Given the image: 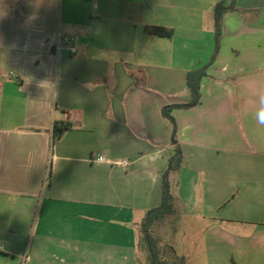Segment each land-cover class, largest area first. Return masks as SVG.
<instances>
[{
  "label": "crops",
  "instance_id": "crops-1",
  "mask_svg": "<svg viewBox=\"0 0 264 264\" xmlns=\"http://www.w3.org/2000/svg\"><path fill=\"white\" fill-rule=\"evenodd\" d=\"M230 3L0 0V75L18 79L0 77V264H140L139 225L175 149L174 210L205 223L204 264H264V0L224 13L212 60L214 9ZM57 33L75 54L55 51ZM199 67L200 102L172 110V144L161 111L190 101ZM55 124L69 128L56 138Z\"/></svg>",
  "mask_w": 264,
  "mask_h": 264
},
{
  "label": "trees",
  "instance_id": "trees-1",
  "mask_svg": "<svg viewBox=\"0 0 264 264\" xmlns=\"http://www.w3.org/2000/svg\"><path fill=\"white\" fill-rule=\"evenodd\" d=\"M234 7H235V1H232L227 6H224L223 4H218L214 9V14H213L214 40L216 47L212 60L215 58L219 48L222 17L226 11L233 10ZM144 31L147 34L155 35L159 37L171 38L172 36V31L164 27L146 26L144 27ZM205 74H206V67H199L188 71L185 77V84L190 93V97H191L190 101L187 104H175V105L167 106L163 108L161 111L162 117L165 120H167L172 126V138H171L172 144L176 143V139H175L176 129H175V121L170 115V113L174 109L190 108L199 104L201 97L200 84H201V80L205 77ZM68 128H69L68 124H55L54 136L56 138L60 137L63 134V132ZM180 161H181V152L178 149H175L173 155L168 160V167L162 175L160 204L156 208L151 209L139 225L138 235H139V231L140 233L142 232L143 234V241L147 251L148 264H183L182 263V261L184 260L183 257H176L173 254L174 259L178 258L177 259L178 263H176L174 259L173 261L169 262L167 258L162 257L160 255L161 254L160 250L156 248L152 239L148 235L149 229L155 222L161 221L166 215L174 212V208L172 206L173 197L170 192L168 176L170 172L174 171L179 167ZM170 251H172L171 248ZM163 253H166V251L164 250Z\"/></svg>",
  "mask_w": 264,
  "mask_h": 264
},
{
  "label": "rangeland",
  "instance_id": "rangeland-1",
  "mask_svg": "<svg viewBox=\"0 0 264 264\" xmlns=\"http://www.w3.org/2000/svg\"><path fill=\"white\" fill-rule=\"evenodd\" d=\"M232 1L237 2V0ZM172 206L175 209L174 203ZM204 225L205 223L177 215L174 210L173 213L166 215L161 221L155 222L149 229L148 235L156 248L160 250V255L167 258L169 262L173 261V254L179 257L175 252L176 247L178 250L182 247L180 250H182V254L185 257L182 261L183 264H204V254L202 252V231ZM170 248L172 251H170ZM164 250L166 253H163ZM136 252L140 264H148L143 234L140 231ZM17 254L16 258L20 261L23 253L18 252ZM8 257L9 259L11 258V256ZM177 259H174L176 263H178Z\"/></svg>",
  "mask_w": 264,
  "mask_h": 264
},
{
  "label": "built area",
  "instance_id": "built-area-1",
  "mask_svg": "<svg viewBox=\"0 0 264 264\" xmlns=\"http://www.w3.org/2000/svg\"><path fill=\"white\" fill-rule=\"evenodd\" d=\"M62 48H65L68 54L70 55L75 54L77 51L76 40L71 36H64V35L57 33L55 37V41H54V49L56 52H58ZM0 77L3 79H14L15 81L18 82V79L14 77L12 72L1 73ZM92 162L105 163L112 167L120 168L122 170H126L129 166L128 160L109 161L101 155L94 158ZM0 251H2L1 245H0Z\"/></svg>",
  "mask_w": 264,
  "mask_h": 264
},
{
  "label": "clouds",
  "instance_id": "clouds-1",
  "mask_svg": "<svg viewBox=\"0 0 264 264\" xmlns=\"http://www.w3.org/2000/svg\"><path fill=\"white\" fill-rule=\"evenodd\" d=\"M254 119L257 125L264 128V92L258 95V107L254 113Z\"/></svg>",
  "mask_w": 264,
  "mask_h": 264
}]
</instances>
